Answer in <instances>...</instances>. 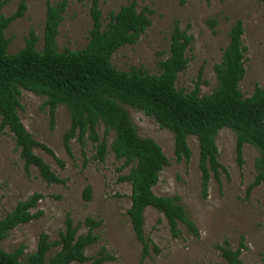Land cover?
<instances>
[{
	"label": "rangeland",
	"instance_id": "374dc122",
	"mask_svg": "<svg viewBox=\"0 0 264 264\" xmlns=\"http://www.w3.org/2000/svg\"><path fill=\"white\" fill-rule=\"evenodd\" d=\"M61 1L25 0L23 17L15 20L6 30V37L10 40L9 52L21 50L31 30L39 38L38 49H42L48 3ZM65 1L67 7L59 26L58 46L61 51L79 50L89 42L92 0ZM130 1L100 0L104 24L108 23L111 12L118 11ZM135 1L138 11L145 8L152 11L149 16L152 23L136 44L122 47L113 55L112 64L118 70L130 71L134 68L158 75L159 63L169 56L171 34L178 25L193 40L186 51L189 63L186 70L179 74L177 87L189 93L199 82L200 95H209L218 86L214 66L222 61L231 27L241 19L244 27L242 40L246 46V74L239 88L245 97H249L257 86L264 87V4L259 0ZM21 2L6 0L3 13L11 16ZM210 20L216 21L214 27L209 24ZM45 101L44 96L22 90L19 115L32 136L64 162L61 168L50 154L40 148L35 150L66 183L47 184L36 167H31L27 176L14 135L8 129L1 134L0 220L34 193L45 196L33 210V213L42 211L43 215L10 231L1 242L4 251L14 253L24 246L20 260L25 262L36 251L42 233L49 235L51 241L59 240L69 215L75 224L87 217L102 221L101 227L94 231L98 236L97 242L85 252L90 260L72 264H92L103 249L114 257L103 264H226L217 246L228 240L236 249L241 236L245 237L247 245L241 256L242 264H264V185L248 190L255 180V161L259 156L253 145L244 146V163L241 166L237 161L235 133L228 128L220 130L216 138L219 162L226 167L228 174H220L221 187L212 174L208 196L204 198L197 138H188L192 150L190 161L178 162L174 134L161 128L153 117L124 106L139 135L154 139L169 159L170 164L161 172L153 189L155 194L178 196L199 233L197 236L190 233L180 223L181 234L174 238L166 217L148 207L144 214V232L150 240L149 255L146 256L127 213L131 206V185L120 179L129 173V168H124V161L117 160L111 150L103 162L94 159L95 146L90 141L82 147L79 141L73 139L71 154H68L63 137L71 125L69 111L66 106L60 105L52 128L48 109L44 108ZM99 133L103 135V126L99 128ZM113 137L114 133L110 135V141ZM87 185L92 187V197L88 202L83 197ZM87 232L88 228L84 225L78 230L79 235ZM153 245L159 252L154 250ZM58 250L53 248L48 257Z\"/></svg>",
	"mask_w": 264,
	"mask_h": 264
},
{
	"label": "trees",
	"instance_id": "16d2710c",
	"mask_svg": "<svg viewBox=\"0 0 264 264\" xmlns=\"http://www.w3.org/2000/svg\"><path fill=\"white\" fill-rule=\"evenodd\" d=\"M259 1L264 4V0ZM5 4L6 0H0V136L6 129L14 135L27 176L31 167H36L47 184L66 183L35 152L42 149L54 157L61 168L64 167V162L49 147L37 141L23 124L19 115L22 90L46 97L44 108L48 109L52 128L58 107L66 106L71 117L70 128L63 137L68 154H71L72 140L76 139L82 147L87 141L94 144L96 153L93 158L96 160L103 162L111 150L117 160L124 161V168L128 167L129 173L120 179L131 185V206L127 213L135 235L143 245V255H149L150 240L144 232V214L148 207L166 217L174 238L181 234L180 223L190 233L196 236L199 233L178 196L155 194L153 189L161 172L170 164L169 159L154 139L139 135L124 106L153 117L161 128L174 134L178 162L190 161L192 150L188 138H197L204 198L208 196L211 175L221 187L220 174H228L226 167L219 162L216 144L217 135L224 128L236 135L239 165L244 163L243 148L246 144L253 145L259 152L255 161V180L248 190L264 185V87L257 86L249 97H245L239 88L246 74V46L242 40L244 27L241 19L231 27L222 61L214 66L218 86L211 94L201 96L199 82L189 93L177 87L179 74L189 63L186 51L193 40L178 25L171 34L169 56L159 63L158 75L134 68L121 71L112 64L113 55L122 47L136 44L152 23L149 17L152 11L148 8L138 11L135 0L111 12L107 24L102 20L100 0H92L89 42L82 49L62 51L57 38L67 3L65 0L48 3L42 49H38L39 38L31 30L26 45L17 53L9 52L10 40L6 37V30L23 17L26 4L22 0L11 16L3 13ZM209 24L214 27L216 21L210 20ZM101 126L104 127L103 135L99 133ZM112 133L114 137L110 141ZM83 197L87 202L91 200L90 185L85 187ZM44 198L43 194L34 193L0 220V264H72L90 260L85 254L86 249L97 242L98 236L94 231L102 225L101 220L91 217L75 224L67 215L65 230L60 233L59 240L51 241L49 235L42 233L36 251L25 262L20 260L24 246L14 253L2 249L1 242L10 231L43 215L42 211L33 213V210ZM82 225L88 228L85 235L78 234ZM53 248L59 250L48 257ZM153 248L159 252L155 245ZM217 249L226 264H242L241 256L247 250L245 237H240L236 249L228 240ZM113 258L103 249L92 264H103Z\"/></svg>",
	"mask_w": 264,
	"mask_h": 264
}]
</instances>
